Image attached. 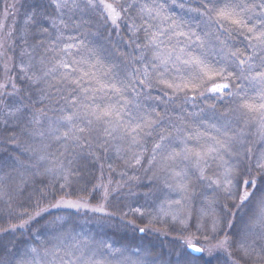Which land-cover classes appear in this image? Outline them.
<instances>
[{
  "label": "trees",
  "instance_id": "obj_1",
  "mask_svg": "<svg viewBox=\"0 0 264 264\" xmlns=\"http://www.w3.org/2000/svg\"><path fill=\"white\" fill-rule=\"evenodd\" d=\"M77 2L79 8L62 14L53 0H0V264H183L191 259L188 241L214 247L225 239L227 251L218 249L197 264H264V169L257 168L264 164V129L258 114L241 107L258 95L251 76L264 71V59L253 55L247 29L217 16L225 5H241L237 11L250 17L248 25L260 27L264 0H107L120 12L116 24L102 7ZM145 5L154 9L151 18L141 12ZM239 54L253 57L244 74ZM60 59L78 62L72 76L84 77L83 88L106 86L88 92V103L116 106L122 123L153 121L139 132L138 143L120 127L106 136L103 128L115 122H94L79 133L91 148L56 139L49 125L68 107L61 97L71 89L52 76L33 81ZM191 59L223 69L228 78L167 87L199 75L196 65L185 63ZM223 83L228 88L222 93L210 91ZM35 130L44 135L30 134ZM209 148L216 150L199 166L194 156L183 155ZM175 153L180 155L169 159ZM228 170L234 184L241 177L256 181L244 204L212 183ZM62 200L103 211L54 206ZM172 209L191 212L193 225L153 220ZM242 247L252 253L246 260Z\"/></svg>",
  "mask_w": 264,
  "mask_h": 264
},
{
  "label": "snow or ice",
  "instance_id": "obj_2",
  "mask_svg": "<svg viewBox=\"0 0 264 264\" xmlns=\"http://www.w3.org/2000/svg\"><path fill=\"white\" fill-rule=\"evenodd\" d=\"M55 4V8L58 12L63 14L65 9L72 11L76 8L80 7V4L77 0H53ZM84 6L87 8H97L102 7L104 14H106V18L111 20L113 24H116L120 19V12L113 6L112 3L107 2V0H84ZM241 5H225L223 8H219L217 11V16L219 19L229 22L232 25L237 26L238 28L247 29L248 35L245 37L249 41V47L252 49L253 55L259 56L261 59H264V19L260 21L261 26L257 27V25L253 24L249 26L247 20L250 17L245 16L241 11H237V8H240ZM259 7L264 8V4H261ZM244 10L250 11L247 5L243 6ZM126 10V9H125ZM154 9L151 6L145 5L141 8L142 13H146L150 18L153 15ZM156 15H159V11H156ZM183 35V33H181ZM159 33H153L150 43H155L158 39ZM67 52V49L64 50ZM236 55V54H234ZM163 64L168 63V59L160 58ZM239 65L241 74H244L246 71H250L253 67L252 56H243V54L238 55ZM78 62L69 63L65 59H60V61L54 64L52 67L48 68L47 71L43 72V75L36 76L34 83H39L40 80H43L45 77L52 76L58 82H67V85L70 87L71 91L67 96L61 97L62 99L68 102V107L66 109H61L62 115L57 121L50 122L49 127L58 133L56 135L57 140H63L65 144L71 142L73 147H84L87 145L89 148L92 147L88 137L81 136L79 133H84L86 130H90V126L93 125L94 122L109 125L115 122V126L109 128L105 126L103 128V132L106 136H113V134L117 131V127H120L124 130L125 135H129L132 137L133 143H138L137 136L140 131H143L146 127H151L153 121L144 120L141 118L139 121H129L122 123V112L121 109L117 108L112 104H108L106 106H100L94 103H88L89 96L88 92L90 91H104L105 85L100 84L99 88L85 89L81 85V80L84 78L83 76L79 78H73L72 73L79 71V68L75 67V64ZM185 63H191L196 65L199 70V75L190 79L187 82H182L181 84H176L174 81L172 83H168L167 87L173 88L174 90H182L183 88H187L189 84H193L195 80H200L202 83L206 82L204 78L214 79L215 77H221L223 79H227L228 77L224 75L223 69H213L207 65H204L201 61L191 59L189 61H185ZM245 65H247V69H245ZM23 71V69H22ZM85 76L89 75L88 73L84 74ZM31 79V77H29ZM145 79L147 77L145 76ZM144 80H141V83H144ZM163 82V81H162ZM251 82L253 86L257 89V97L255 100L242 102L241 107L246 109L249 113H256L259 115L261 120V128L264 129V71L258 72L256 75L251 76ZM97 83H99L97 81ZM74 86V87H73ZM202 86V85H201ZM14 87V85H13ZM112 91L119 92L114 85L111 86ZM228 88L227 83L216 84L213 86L210 91L213 93H222L225 89ZM80 89L81 94H73L76 93V90ZM43 91V90H42ZM59 91V89H58ZM94 99V97L92 98ZM259 101V103L256 102ZM20 109L17 108L16 112H19ZM16 112L10 113V115H15ZM87 121L84 123V121ZM35 124H40L41 121L37 118L34 120ZM7 123V121H5ZM84 124L81 127V124ZM55 125L53 128L52 126ZM61 129L63 132L61 133ZM136 133V135H133ZM32 135L43 136L44 132L41 130H35ZM164 137H161V141ZM104 143H107V139L104 140ZM103 147V144L99 145ZM161 148V144L157 143L155 145V149ZM154 149V152H155ZM216 149L209 148L207 151L201 152H193L190 149H185L184 157L187 159L190 155L194 156L196 159V163L199 166L200 162L204 160L205 157L209 156ZM179 153H175L169 156V159H175ZM46 157L41 156L40 160H44ZM136 163L139 164V158H136ZM257 168L264 169V164H257ZM48 171H52V169H48ZM61 172L63 174V169L61 168ZM69 174H64L63 179L65 183L69 182ZM177 175H181V173H177ZM201 177L203 178V169H201ZM213 184H216L217 187H221L223 191L228 194V198H238L240 204H244L246 201L250 199L252 193L249 189H256V181L254 178H244L241 177L235 184L233 183V179L231 178V170H228L222 180L217 179L212 181ZM235 189V192H233ZM243 189V191H240ZM55 207H69L79 209L83 205L80 202H71V201H60ZM94 212L103 211L101 207L91 209ZM139 212V209H136ZM106 215L108 213H105ZM259 222L264 224V199L260 201V216ZM23 227V225H21ZM213 230H215V225L213 226ZM14 231V229H13ZM140 231H144V229H140ZM228 241L220 240L218 241L214 247H201L193 243H187L186 248L188 250L189 256L191 253H197L200 255L191 257V259H185L183 264H197L198 261L203 260V254L208 253L211 254L217 249H225L227 251ZM35 252V249H32ZM264 252V249L261 250ZM252 253L247 249L242 247V259H247L250 257ZM259 255V254H258ZM264 258V257H262ZM177 264H181L178 260Z\"/></svg>",
  "mask_w": 264,
  "mask_h": 264
},
{
  "label": "rangeland",
  "instance_id": "obj_3",
  "mask_svg": "<svg viewBox=\"0 0 264 264\" xmlns=\"http://www.w3.org/2000/svg\"><path fill=\"white\" fill-rule=\"evenodd\" d=\"M62 201H70V200H62ZM71 202H73V201H71ZM58 208H61V209H69V210H91V209H93V208L90 209V207H87L85 205H83L79 209L69 208V207H58ZM166 218H168L169 221ZM159 219H161L162 221L164 220V222H166V223H171V222H173V223H179L181 226H184V227L188 226L189 224L192 226L193 225V222H194V218L191 215V212L188 215H185V214H182L180 211H176V210L173 211V209L170 210V211L169 210H166V211H161L160 210V211H158V215L157 216L154 215L153 216V220H159ZM165 219H166V221H165ZM212 229H213V227H211V230ZM188 243H193V244H196L198 246H201V245L197 244L195 241H188ZM201 247H206V246H201ZM206 248H209V247H206ZM186 251L188 253L187 248H186ZM215 251L217 252L219 250L217 249ZM190 256L191 257H194V255H192V254ZM203 257H205V259H208L211 256L208 253H204L203 254Z\"/></svg>",
  "mask_w": 264,
  "mask_h": 264
},
{
  "label": "water",
  "instance_id": "obj_4",
  "mask_svg": "<svg viewBox=\"0 0 264 264\" xmlns=\"http://www.w3.org/2000/svg\"><path fill=\"white\" fill-rule=\"evenodd\" d=\"M191 254L194 255V256L200 255V254H197V253H191Z\"/></svg>",
  "mask_w": 264,
  "mask_h": 264
}]
</instances>
